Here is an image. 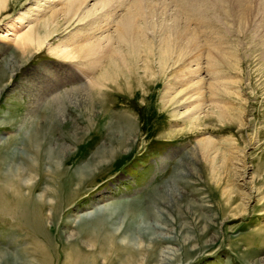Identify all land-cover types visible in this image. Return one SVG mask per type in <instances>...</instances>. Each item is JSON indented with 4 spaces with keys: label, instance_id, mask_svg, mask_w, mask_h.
<instances>
[{
    "label": "rangeland",
    "instance_id": "374dc122",
    "mask_svg": "<svg viewBox=\"0 0 264 264\" xmlns=\"http://www.w3.org/2000/svg\"><path fill=\"white\" fill-rule=\"evenodd\" d=\"M68 1L8 0L0 15V190L41 215L36 233L0 220V264H264V0H251L245 27L233 0H224L229 18L217 8L193 22L180 13L205 29L202 40L234 45L237 68L215 74L197 53L173 54L184 63L165 73L156 58L149 71L138 62L127 82L110 85L105 107L84 115L66 106L51 121L48 100L73 87L70 71L84 64L50 48L95 44L125 12L66 23ZM79 1L76 18L99 6ZM52 17L59 31L27 58L16 40ZM216 81L224 89L213 95Z\"/></svg>",
    "mask_w": 264,
    "mask_h": 264
},
{
    "label": "bare ground",
    "instance_id": "6f19581e",
    "mask_svg": "<svg viewBox=\"0 0 264 264\" xmlns=\"http://www.w3.org/2000/svg\"><path fill=\"white\" fill-rule=\"evenodd\" d=\"M6 1L8 0H0V15L3 10L5 11ZM167 1L172 2H169V4L174 7L172 12H170V6ZM255 1L258 2L257 0ZM96 2H98V7H100V9L95 7L88 12L86 11L80 18H76L83 3L79 0H69L66 4V14L68 16H66V23H71L73 20H75V22L78 20V23L83 22L90 15L98 13L99 10L100 12H103L104 10H111L109 11L110 14H115L116 11L124 8V15L118 21L114 34L109 35L104 39L102 38V40H99V42H96L95 44L89 42L82 43L77 45V48L74 49L71 48V45L66 41L63 43L61 42L54 48L53 46L50 48L51 52H54L58 58L71 62L77 61L78 65L84 64L83 67L79 66L76 67L75 70L70 71V76L74 78L73 87L60 93L57 89L55 91L53 90V96L50 95L52 98L48 100L45 108L48 111L47 118L51 121L53 120L51 118L58 120L59 117L62 116L63 109L66 106L70 107V109H76L78 107L81 109H87L82 110L84 115L87 113L90 115L93 106H97L99 109L105 107L107 100L112 97V93L108 92L110 85H119L122 78L127 82L128 79L131 78L133 70L138 69V62L142 63L144 70L149 71L151 70V64L154 63L156 58V63L158 64L160 70L165 73L169 68L171 69L174 67L175 63L180 65V63L183 62L180 60L182 58L177 60L178 62H173V54H181L182 56L185 55L184 58H186L188 54L197 53L199 56L205 55L209 64L206 68H214V71H216L214 72L215 74H220V72L218 73V70H221L224 66L227 67L226 69L234 68L235 66L237 68L238 63H233V65L232 62L230 63V61L236 57L237 51L234 50V45L224 49V43H218V41H216V39L213 40L212 37H205L202 40L201 35L205 34V29L204 31H198L197 29L199 27L196 29L195 24L188 26L187 22L182 19L180 15V13H184L187 17H191V15H196L203 9L209 10L217 8L219 10V14H224L225 17L229 18L230 16L227 14L228 8L225 7L224 0H98ZM251 5V0H233L232 6L236 8V11H238V9L242 10L241 12L235 13L237 18L233 16L237 20L236 23H240V26L243 25V27H245L244 22H246V18L252 8ZM109 12L105 13L106 15L104 14L107 17L106 21L109 19ZM189 17L188 21L193 22L194 20ZM52 19L53 17L41 24L42 33L39 32L40 29L38 30L33 27H28L27 32L22 34V36L16 40L20 50H27V58L31 57L33 54H38L42 48L49 44V40L59 31L57 24L54 25V20ZM202 20L203 19H201V21ZM19 21L23 24V18H19ZM140 57L143 59L141 60ZM196 66H198V64ZM218 84L219 83L217 82V85L213 84V86H211L213 95L217 94L215 92L217 90L218 92H223L224 86H221L223 89H218ZM222 109L223 108L218 111L219 114L217 116L222 117V115L225 114V111ZM85 119L87 120L88 117H85ZM23 122L25 123V120ZM24 123H22L21 126H23ZM34 142V148H36V150L39 149L38 143L40 140L35 139ZM48 150L50 151V149ZM86 168L87 170L85 174L90 172L89 169H91L88 165ZM82 174H80V177H82ZM32 187H28V201L30 200L29 198L32 194ZM2 192L3 191L0 190V220L6 219L16 223L15 219L17 218L20 222L24 221L26 224L28 222V229H30L33 233L38 232L40 229V225L38 223V220L40 219L38 218H40L41 215L38 217V214L34 211H28V214H26L23 206L25 205L26 200L23 201L20 199H13L14 201H10L5 198V195ZM105 212V209H100L93 217L94 221L98 222L99 219H105ZM88 218L89 216H86L83 219L82 224L86 223V220L90 221ZM31 221L36 222V224H30ZM117 236V238L120 237V235ZM122 240L123 238H121V241ZM130 241L133 240L130 239L127 244ZM90 246L92 247V245ZM99 253H101V250H99Z\"/></svg>",
    "mask_w": 264,
    "mask_h": 264
}]
</instances>
